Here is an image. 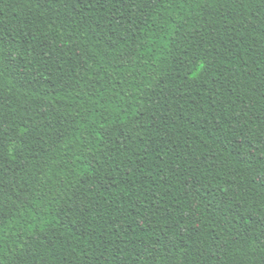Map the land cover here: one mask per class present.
<instances>
[{
    "label": "trees",
    "instance_id": "trees-1",
    "mask_svg": "<svg viewBox=\"0 0 264 264\" xmlns=\"http://www.w3.org/2000/svg\"><path fill=\"white\" fill-rule=\"evenodd\" d=\"M0 264H264V0H0Z\"/></svg>",
    "mask_w": 264,
    "mask_h": 264
}]
</instances>
